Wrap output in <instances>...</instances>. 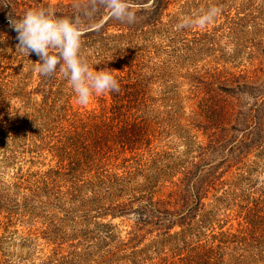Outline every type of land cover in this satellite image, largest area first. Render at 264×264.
Wrapping results in <instances>:
<instances>
[{
	"label": "rangeland",
	"instance_id": "374dc122",
	"mask_svg": "<svg viewBox=\"0 0 264 264\" xmlns=\"http://www.w3.org/2000/svg\"><path fill=\"white\" fill-rule=\"evenodd\" d=\"M86 1L0 4V264H264V112L253 110L264 0H130L132 23ZM212 6L220 11L201 25L197 13ZM37 7L68 11L81 33L102 25L80 53L118 91L80 104L60 66L37 71L9 21ZM128 122L148 147L112 144ZM192 163L205 203L192 230L175 223L164 234L167 214L154 212L135 236L136 208H181L175 183ZM108 177L123 180L99 184ZM118 202L132 211L112 215Z\"/></svg>",
	"mask_w": 264,
	"mask_h": 264
},
{
	"label": "clouds",
	"instance_id": "9594fccd",
	"mask_svg": "<svg viewBox=\"0 0 264 264\" xmlns=\"http://www.w3.org/2000/svg\"><path fill=\"white\" fill-rule=\"evenodd\" d=\"M4 3L0 0V4ZM103 4L113 18L128 23L136 19L130 0H103ZM219 11L218 7L212 6L198 12V22L206 25ZM9 21L17 32L19 49L27 56L32 52L39 56L37 71L50 75L60 66V72L70 82L78 103L87 104L94 93L119 90V83L110 71L106 68L94 70L93 65L90 68L87 59L81 55L78 21L59 17L43 7L27 9L19 17L10 16Z\"/></svg>",
	"mask_w": 264,
	"mask_h": 264
},
{
	"label": "trees",
	"instance_id": "16d2710c",
	"mask_svg": "<svg viewBox=\"0 0 264 264\" xmlns=\"http://www.w3.org/2000/svg\"><path fill=\"white\" fill-rule=\"evenodd\" d=\"M157 2L158 4H161L163 0H157ZM102 4H103V0H87L86 2L83 3V6H95L96 7ZM67 14H68V11H65V13H60L56 15L58 16L60 15L59 17H62V16L66 17ZM101 26H98L87 32L81 33V37L85 35L94 34L96 31H98V29ZM240 87L241 89L244 88L243 90L247 88H252V86H250L247 83H244ZM254 89L257 90L258 92L260 91V95H258L259 97L257 98V100L259 98H262V99L260 103H257V101L255 102L256 108L255 109L253 108V110L256 112H264V83H260V85L258 87H255ZM115 107L116 106L113 105L112 108H115ZM118 107H119L118 110L120 111L119 104H118ZM133 125H135L134 122L132 123L128 122L127 126L130 128L129 130H127L126 127L122 130H117L116 131L117 134L115 135L116 137H112V144L116 146H120L123 149L127 148L130 151H133L141 147L143 143H145V146L148 147L150 143L149 138H138L134 134V131L132 130ZM252 140H250L249 143H251ZM138 144L140 146H138ZM247 144L246 142H242V145L244 146H246ZM107 145H109L107 142H105L104 144H100L96 141H93V142H89L87 146H90L92 149L97 148V150L99 149L103 151L102 148L103 147L105 148ZM98 146H101V147H98ZM97 150L95 149L93 152H96ZM79 155L80 154H78V156ZM85 156L86 155L82 154L80 158H84ZM181 167H182L181 173L183 174V176L179 178V181H178L179 184L175 183L180 188L179 198L174 202V205H179L181 208L179 210L176 209L174 211H170L166 208H163V210H160L163 204V202L160 200H157L154 202H148L147 204L136 208L134 210V212L136 213V220H135V228L133 232L135 236H137V232L142 230L145 224H148L149 222L148 219L150 215H152L154 212H156L157 215H161V216H162V213L167 214V217H163L165 220L167 219L169 221V223L164 224V227H165V229L163 230L164 234L165 233L167 234L175 223L182 226L181 232H183L184 230H187V231L192 230L191 221L194 218L193 216L196 214V211L204 208L205 203L202 201L203 195H202L200 186L198 185L196 186V181L194 180L195 178H198V175H199V174H196V169L198 165L192 163L190 165L186 164ZM122 180L123 179L119 181L118 178L108 177L107 181L104 179H100L99 184L100 185L103 184V186L106 188L107 187L112 188L114 185H119ZM108 211L112 215H116V214H127L130 211H132V209L129 203L118 202L116 204H109ZM173 216H177V217L174 218ZM162 222L164 223L165 221H162ZM177 235L178 233L176 232L173 236L175 237ZM200 254L202 253H200L199 251L196 253V255H200Z\"/></svg>",
	"mask_w": 264,
	"mask_h": 264
}]
</instances>
